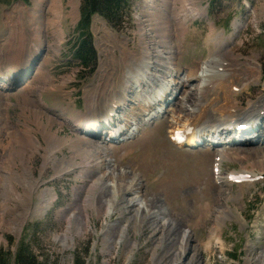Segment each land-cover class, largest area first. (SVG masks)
Here are the masks:
<instances>
[{
	"label": "rangeland",
	"instance_id": "rangeland-1",
	"mask_svg": "<svg viewBox=\"0 0 264 264\" xmlns=\"http://www.w3.org/2000/svg\"><path fill=\"white\" fill-rule=\"evenodd\" d=\"M79 5L80 0H71L70 4L69 0H29L28 4L0 0V73L27 63L33 59L31 56L38 57L29 69L17 74L19 78L14 76L0 90V248L9 253V264H13L21 241L39 262L46 264H264V178L240 184H224L215 178V159L220 150L227 155L220 164V176L244 171L253 172L254 178L264 176L259 166L264 164V115L256 120L262 127L254 135L252 131L242 138L239 133L232 135L237 141L244 139L241 144L234 141L236 144L228 146L232 144L229 138V143L215 147H208L203 140L198 148H176L169 140V122L178 101L183 110L193 108L199 84L195 78L186 81L185 86L172 85L164 100L146 113L137 109L144 104L142 97H130L129 107L119 110L120 117L129 108H136L133 119L142 125L149 114L162 111L157 120L148 122L135 136H124L123 140L121 136L112 142L102 135L101 143L97 141L100 134L89 135L92 142L108 148V164L91 172L92 176L78 174L77 168L68 171L65 163L56 171L57 160L70 157L67 147L43 166L41 149L19 156L13 142L23 126L36 130L29 112L21 111L23 96L32 97L47 117L57 118L50 130H57L59 138L73 137V123L69 124L64 116H86L91 99L115 94L113 90L117 91L125 65L137 61L142 66L141 35L150 43L152 61L155 52L165 60L175 53L176 65L169 67L177 70L178 83L185 80L188 72L198 74L215 49L214 38L225 43L226 50L215 53L221 56L223 67L234 72L229 78V84L235 85L231 90L235 105L232 119L241 121L245 112L256 111L264 101V0H133L129 24L123 30L116 31L100 17L93 18L91 34L98 54L94 73L81 68L70 56L69 44L78 36L75 27ZM180 9L182 13L175 17V11ZM70 10L74 12L71 17ZM56 11L61 16L57 18L59 22L54 27L43 24L55 19ZM162 21L174 25L181 21L184 27L178 39L172 37L171 52L160 44ZM37 43H41L39 49ZM20 48L26 54L23 58L17 54ZM35 50L36 54H32ZM184 91L189 97L180 100ZM220 91L208 89L202 100L219 102ZM96 108L107 112L100 104ZM259 114L264 111L252 116ZM208 116L209 124H219L218 113L210 111ZM61 121L64 125L60 126ZM131 131L132 127L129 135ZM35 136L44 146L40 134ZM12 151L18 156L9 155ZM103 172L110 173L109 177L98 180L96 175ZM130 180L138 184V192L131 194L126 189ZM32 181L38 182V191L27 189ZM89 181L93 188L88 186ZM112 181L121 186V196L110 195L107 184ZM46 188L52 189L55 198L46 211L37 213L39 191ZM134 195L144 201L152 215L145 213L147 218H135L142 208L128 204ZM87 197L106 207L110 199L112 210L96 215L92 207L84 204ZM72 212L75 216H71ZM214 228H218L216 241L211 237Z\"/></svg>",
	"mask_w": 264,
	"mask_h": 264
},
{
	"label": "bare ground",
	"instance_id": "bare-ground-1",
	"mask_svg": "<svg viewBox=\"0 0 264 264\" xmlns=\"http://www.w3.org/2000/svg\"><path fill=\"white\" fill-rule=\"evenodd\" d=\"M70 1L71 0H69V4H70ZM171 2L173 3L182 2V0H171ZM69 12H70V17H71L73 11L70 10ZM175 13H174L175 17H177L182 13V10L180 9L178 11H175ZM54 16H55V19H51L49 21L46 20L43 24H45L47 27H54V25H56L59 22L57 18L60 19L61 17L57 11L55 12ZM162 22L163 23L161 24V28H162L163 34L158 36L161 39L160 44L162 46H167L169 51L171 52L172 49L170 50L169 46H171L172 37L174 40L178 39L180 34L183 32L184 27L181 26V21L179 23L177 22L175 25L172 23L170 24V23L164 22V21ZM45 25H43V28L46 27ZM170 28H174L175 30H171ZM58 32L60 33V31ZM141 37H142V52H143L142 53V66L139 67V64L137 63V61L124 66L125 74L123 78L121 79V81L119 82V84H117L118 85L117 91L113 90L114 91L113 93L115 94L111 96H106V95L103 96L102 94L101 96H99L100 99L98 100H96L95 98L91 99L86 106V113H85L86 116L81 115L77 119L73 117L67 118L64 116V120L69 119L68 120L69 124L73 123L72 125L70 124L71 128L74 131L73 137H68L66 139L59 138L57 136L58 134L57 130L54 132L50 130L51 126L57 123L56 122L58 121L57 118L55 116L54 117L49 116L51 118L47 117L45 113L39 109V106L37 105V103L31 99L32 97L22 95L23 96V108H21V111L22 113L29 112V115L32 116L33 118V121L31 122L36 128V130L31 129V128L26 129L25 126H23L22 129L17 130L19 134L17 133L18 135H15L16 136L15 140H13V142L15 141V145H17V150H16L17 154L19 156L30 155L32 152L36 153V151L41 149L44 152L42 156V160H43V166H45L48 164V162H50L52 157H55L56 152L62 153L61 152L62 148L67 147L68 148L67 150H69L71 153L70 157L68 160L67 158H63L62 160H57L56 171L61 170L62 169L61 165L65 163L66 170L68 171L69 170L72 171L74 168L75 169L77 168L78 174L86 175L89 173L91 174V172H93L94 174L95 172H98L99 170H101L102 166L108 162V160L106 159V156H107L106 150L108 148H102L98 146L97 142L96 143L92 142L90 140L89 135H91L92 133L93 134L95 133L97 134L96 135L97 137L100 134L101 138L97 137V141L98 142L101 141V143H102V139L104 141V138H102V135L107 136L105 137V139L108 138L109 141H112L113 139L117 137L121 139V136L123 137L122 140L125 139L124 136H128V138L133 135L135 136V134H138L139 131L142 129V127L148 124V122L149 124H151L153 121L157 120V115L160 113V111L159 112L156 111L155 113L153 112V114L151 115L149 114L147 118L148 120H145V122H143L142 125H140V123L137 120H135V118L133 119V117L135 116L134 109L136 108H129L127 110V114H124V117H120L119 110L129 107L128 102L130 101L129 100L130 97L135 96L134 97L135 100H138L137 98L140 99L142 97L140 101L144 102V104L143 106L139 104L137 106V109L141 112L144 111L146 113L150 109L152 110V107L155 104H159L164 100L165 96L168 95L170 90L173 88L172 85H176V87H178L177 85L185 86L187 84L186 81H190L191 78H195L196 81L199 82V84L195 87L197 94H196V98L193 104L194 106L192 109L183 110L181 101L180 102L178 101V103L176 104L177 108L175 109V111H172L173 113L171 115V120L169 122L170 123L169 124V129H170L169 140L176 148H180L181 146H184V145L189 146L195 143L197 144V141L201 140L203 137H206V139H208L210 136L209 140H211L212 138L211 133H215V132H218L220 136H223L226 139H229L232 135H235L237 133L241 134L240 138H242V135L244 134L251 133V131L253 132V135L255 134V132L257 131V125H258L256 120H258V118L264 114H259L255 117H253L252 115L258 114L259 111L260 112L262 110L264 111V101L258 106L256 111L247 110L248 112H245L242 115L243 118L241 119V121L232 119L234 117V115H232V112L234 113V110H235V109L232 110V108H235V105H234V94L231 90L233 86L235 85L232 86L231 84H229V80H230L229 78L231 75H233L234 72L231 71L230 69L224 68L222 64L223 61L221 60V56L216 57L217 54L215 53V52H222L226 50L227 46H225V43L217 42L216 38H214L213 41H214L215 49L211 52L208 59L200 67L198 74L195 73L192 75L191 72H188L187 75L184 77L185 80L183 82L178 83L175 81V79H177L176 78L177 70H173L169 67L170 64L173 67L174 65H176L177 57L175 53H171V54L169 53L170 54L169 57H166L168 60L167 61L163 57L160 58L159 56H157L155 52L154 53L155 60L152 61V58L150 57L152 53L149 49L150 43L147 38L143 37V35H141ZM163 39H165V41ZM40 45L41 43H37L36 48L39 49ZM23 51H24V48H23ZM23 51H21V48L19 52L18 50H16L20 58H23L26 55V54L24 55L22 54ZM37 51L35 50L34 52H32V54H36L35 52ZM31 57L34 58L33 56ZM13 64L16 65V63H13ZM14 67L18 68V65ZM19 72L20 71L18 72L10 71L7 69L3 70L0 73V90L3 89L4 86L9 84L10 81L14 78V76L19 74ZM43 82H44L43 84L45 85L46 81H43ZM219 88L221 89L220 91L221 100L219 102L208 103L206 102V100L205 101L202 100V97H203L202 94H204V97H206L207 96L206 94L208 93V89L215 91V90H219ZM151 92H154V93L149 94ZM102 93L104 92L102 91ZM183 93L185 95H182L180 100H182L183 98L189 97V94L186 93V91H184ZM97 104H100L103 107L105 106L107 109V112L103 113V111L96 108ZM157 106L159 107L160 105H157ZM197 106L199 107V109ZM210 111L211 112L213 111V113H218L219 124L217 126H215L213 123L209 124L210 116H208V113ZM94 113L96 114L95 118H92L94 116ZM99 114H103L102 117L99 118L98 116ZM56 115L62 116L60 114H56ZM126 116L127 117L130 116L132 118L131 121H128L126 119ZM43 117H46L45 119L46 123H44ZM98 119H101L100 121L102 122V124L100 123L101 124L100 126L98 125V122H99ZM63 121L58 122L60 126L64 125ZM128 125H131L130 128L127 127ZM211 125H214V126H211ZM236 126L238 127L246 126L248 127L249 130L244 131V132H235V133L233 132L230 133V131H228L230 127L234 128ZM131 127H132V131L130 132V135H129V130L131 129ZM174 132L176 133L179 132L180 136L184 137V140L178 143L177 139H174L175 138L173 136ZM35 133L40 134L41 139L43 143L45 144L44 146H42L41 141L35 136ZM229 133L230 135H228ZM92 136L95 137V135H91V137ZM238 140L242 141L244 139H238ZM101 146H104V145H101ZM198 147H195V148H198ZM16 152L12 151L9 153V155L13 154L15 157H17L18 155L16 154ZM220 152L217 153L216 159H215L216 170H217L216 176H215L216 182H220L224 184L231 183L233 181L231 179V176H236V175H242V176L248 175L250 176V178L254 176L253 172H248V171L230 172L226 174L225 176H220V164L222 160L223 159L225 160V157L227 156L226 152L225 154L221 150ZM9 155L7 156V158L9 157ZM101 155H102V158L100 159ZM243 157L245 159L247 158L246 155H243ZM77 159H79V162L76 163ZM259 166H260V169H264L263 163H260ZM261 172H264V171L262 170ZM99 175L100 174L96 175L98 180L105 176L109 177L110 173L107 174L103 172L100 176ZM86 176H83L85 180L87 179ZM25 180L26 179H24V181ZM133 181L135 180L133 179ZM133 181L130 180V182L127 183L128 186H126V189H128L129 193L131 194L138 192V187H137L138 184L133 183ZM91 182L90 181L88 182L89 183L88 186H90V188L91 187L93 188V184ZM112 182H113L112 184H107L110 195H112L113 197H116L119 195L121 196V194H119L121 186L119 184H116L117 182L116 183L114 181ZM23 183H26V182H23ZM93 183L95 184L96 182H93ZM6 188H7V185H6ZM9 189L11 190L12 193H15L12 186H10ZM27 189L29 191H38V182L32 181V183L28 186ZM91 190L93 191V189ZM85 195H88V194H85ZM54 198H55V193L52 191V189L46 188V189H42L41 191H39V203H38V206L35 212L46 211V209L52 205ZM106 201H107L108 207L99 206L97 204L98 202L94 203L93 199L89 201L88 197L87 199L84 198L83 200L86 206L89 205L90 207L93 208L94 213L96 215L102 214V213L106 215L108 214V212L112 210L113 202L110 199H107ZM128 204H131L132 206L136 205L137 209L142 208V213L138 215V212H136L135 218L139 216L140 219L142 218L145 219L147 218L146 217L147 213H151L152 215V211H149L147 207H145L146 205L144 201L142 199H139V197L136 195L133 196L132 201H128ZM71 216H75V214L72 212ZM68 220L70 221V219ZM212 230H211L212 232L211 237H214L215 238L214 240L216 241V238H218V236L216 235L218 228H214ZM214 232L216 233L214 234ZM105 241H106V236H104V239H103L104 243Z\"/></svg>",
	"mask_w": 264,
	"mask_h": 264
},
{
	"label": "trees",
	"instance_id": "trees-1",
	"mask_svg": "<svg viewBox=\"0 0 264 264\" xmlns=\"http://www.w3.org/2000/svg\"><path fill=\"white\" fill-rule=\"evenodd\" d=\"M21 1L28 4L29 0ZM4 2V1H3ZM133 0H80L79 19L75 27L77 38L69 44L70 56L81 68L94 73L98 54L93 44L91 23L94 17L103 19L112 29L123 30L129 24ZM5 3V2H4ZM9 253L0 248V264H9ZM13 264H46L38 261L31 248L21 241L16 247Z\"/></svg>",
	"mask_w": 264,
	"mask_h": 264
},
{
	"label": "water",
	"instance_id": "water-1",
	"mask_svg": "<svg viewBox=\"0 0 264 264\" xmlns=\"http://www.w3.org/2000/svg\"><path fill=\"white\" fill-rule=\"evenodd\" d=\"M42 51V50H41ZM30 61H31V65L33 64V63H36L37 61H38V57L37 58H33V59H30Z\"/></svg>",
	"mask_w": 264,
	"mask_h": 264
}]
</instances>
